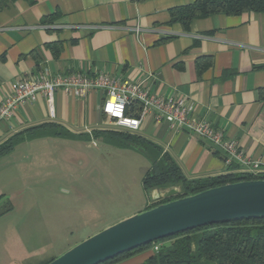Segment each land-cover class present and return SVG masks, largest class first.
Returning <instances> with one entry per match:
<instances>
[{"label": "crops", "instance_id": "1", "mask_svg": "<svg viewBox=\"0 0 264 264\" xmlns=\"http://www.w3.org/2000/svg\"><path fill=\"white\" fill-rule=\"evenodd\" d=\"M193 1L10 2L0 11V102L12 84L43 71L48 75L106 74L139 81L152 92L186 99L198 119L235 139L245 155L264 165V13L194 19L187 31L179 23H168L170 9ZM136 26L138 34L132 30ZM104 97L105 92L99 89L90 90L83 98L56 90L54 116L41 96L23 102L11 118L0 123V143L41 124H58L73 134L128 132L101 113ZM128 133L157 145L187 179L227 172L222 154L208 141L175 130L166 122H154L149 114L142 118L138 130ZM152 203L148 199L123 216L102 223L76 225L68 216L47 217L44 231L49 236H68L65 244L49 255H32L22 264L52 260ZM154 253L148 245L109 264H141Z\"/></svg>", "mask_w": 264, "mask_h": 264}, {"label": "rangeland", "instance_id": "2", "mask_svg": "<svg viewBox=\"0 0 264 264\" xmlns=\"http://www.w3.org/2000/svg\"><path fill=\"white\" fill-rule=\"evenodd\" d=\"M40 138L0 156V264L57 252L68 236L47 235V217L102 223L151 199L141 185L150 163L141 154L103 138Z\"/></svg>", "mask_w": 264, "mask_h": 264}, {"label": "trees", "instance_id": "3", "mask_svg": "<svg viewBox=\"0 0 264 264\" xmlns=\"http://www.w3.org/2000/svg\"><path fill=\"white\" fill-rule=\"evenodd\" d=\"M12 1L14 0H0V11ZM247 12L264 13V0H194L191 4L170 9L168 23H179L182 29L187 31L194 19L216 14L238 15ZM139 110V104L134 103L128 112L133 114ZM48 136L81 140L103 138L114 146L131 149L145 157L150 163L141 180L146 193H151L153 189L175 186L180 188L178 193L172 192L145 209L226 183L264 179V175L239 173L187 179L167 153L140 136L109 130L73 134L58 124H41L11 135L0 143V156L9 153L21 142ZM165 241L170 243L163 244L141 264H264V218L232 220L202 226L158 240L163 243ZM147 246L124 252L100 264L112 263ZM49 261L51 260L38 264H46Z\"/></svg>", "mask_w": 264, "mask_h": 264}, {"label": "built area", "instance_id": "4", "mask_svg": "<svg viewBox=\"0 0 264 264\" xmlns=\"http://www.w3.org/2000/svg\"><path fill=\"white\" fill-rule=\"evenodd\" d=\"M132 30L136 34L140 32L138 26ZM92 89L105 92L100 110L117 128L134 132L139 129L142 118L149 114L154 122H166L175 130H185L208 141L222 154L226 173L264 175V165L260 161L245 155L235 139L227 138L207 121L198 119L186 99L173 94L164 96L145 88L139 81L106 74L48 75L43 71L32 79H21L12 84L8 95L0 102V123L11 118L19 104L35 101L38 96L45 99L49 113L54 116L53 94L56 90L83 98ZM134 103L139 104L140 110L128 113ZM161 246L158 241L151 244L154 252Z\"/></svg>", "mask_w": 264, "mask_h": 264}, {"label": "water", "instance_id": "5", "mask_svg": "<svg viewBox=\"0 0 264 264\" xmlns=\"http://www.w3.org/2000/svg\"><path fill=\"white\" fill-rule=\"evenodd\" d=\"M178 191V186L153 189L151 201ZM250 218H264V179L226 183L143 209L88 236L46 264H100L184 231Z\"/></svg>", "mask_w": 264, "mask_h": 264}]
</instances>
